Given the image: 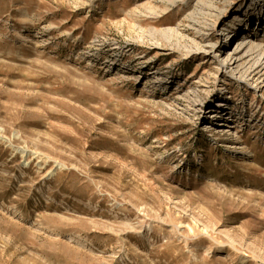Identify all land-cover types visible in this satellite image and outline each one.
Wrapping results in <instances>:
<instances>
[{"label": "rangeland", "instance_id": "rangeland-1", "mask_svg": "<svg viewBox=\"0 0 264 264\" xmlns=\"http://www.w3.org/2000/svg\"><path fill=\"white\" fill-rule=\"evenodd\" d=\"M245 38L264 0H0V264H264Z\"/></svg>", "mask_w": 264, "mask_h": 264}, {"label": "bare ground", "instance_id": "bare-ground-1", "mask_svg": "<svg viewBox=\"0 0 264 264\" xmlns=\"http://www.w3.org/2000/svg\"><path fill=\"white\" fill-rule=\"evenodd\" d=\"M251 42H252L251 39H247V38L238 42L234 47L235 50L233 51V53H230V55L227 56V58L225 59V63L223 64H225V66L227 67L232 68L231 66L238 62L236 65L237 67L243 63L246 57H251L253 53H255L256 58L251 66L252 68H249L245 73L247 74V76H253L257 74L258 78H260L262 75H264V49H261L260 46H255L256 50L251 53V48H252ZM217 106L221 108L223 105L219 104ZM213 116H217V115H211V117Z\"/></svg>", "mask_w": 264, "mask_h": 264}]
</instances>
